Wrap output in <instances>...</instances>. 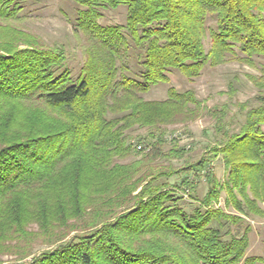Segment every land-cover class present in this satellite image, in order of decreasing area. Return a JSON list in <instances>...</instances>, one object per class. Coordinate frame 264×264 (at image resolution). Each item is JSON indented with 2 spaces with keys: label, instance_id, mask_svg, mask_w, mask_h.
Here are the masks:
<instances>
[{
  "label": "trees",
  "instance_id": "trees-1",
  "mask_svg": "<svg viewBox=\"0 0 264 264\" xmlns=\"http://www.w3.org/2000/svg\"><path fill=\"white\" fill-rule=\"evenodd\" d=\"M76 2L84 61L74 78L64 48L20 28V3L0 0V255L17 264L264 263L245 255L246 232L223 238L224 221L240 218L213 206L223 189L244 215L264 200V0ZM119 6L124 24L99 22ZM228 60L256 66L257 105H240L237 132L217 128L226 180L208 174L209 189L187 210L188 175L208 161L178 167L183 150H166L165 136L205 107L172 86L164 100L142 95L168 84L172 69L192 78ZM225 109L209 112L216 124ZM143 128L147 142L133 144L129 132Z\"/></svg>",
  "mask_w": 264,
  "mask_h": 264
},
{
  "label": "rangeland",
  "instance_id": "rangeland-1",
  "mask_svg": "<svg viewBox=\"0 0 264 264\" xmlns=\"http://www.w3.org/2000/svg\"><path fill=\"white\" fill-rule=\"evenodd\" d=\"M22 6L20 12L21 20L18 26L25 31L38 35L46 45L62 46L65 50L66 64L70 68L74 78L80 72L84 61V55L79 43V38L74 32L75 18L79 5L76 0H17ZM102 17L99 22L103 25L124 24L127 8L119 6L115 9L102 10ZM208 24H213L209 18ZM210 47L209 38L204 40V48L207 51ZM262 60L255 59L256 66ZM131 67L135 68L136 60L132 55L130 58ZM256 66H249L235 60H228L225 63L215 66L206 65L197 76L189 78L182 71L172 69L168 76V84H157L147 93L143 94L146 100H164L167 97V90L170 86L183 92L191 90L196 98L203 103L205 109L200 116L187 123L174 124L167 127L166 150L175 146L183 150L180 159H174L173 163L178 167L186 164H195L199 160L208 161L204 169L193 174L189 173L188 178L192 183V189H187L183 193V202L186 209L197 204V200L202 198L210 187L206 180L208 174L213 173L215 180L223 183L226 180L227 170L223 165L220 155H214V148L220 144L222 137L217 128L231 132H237L240 124L244 120V112L240 110V105L246 103L247 107L257 105L255 96L257 88L249 80V75H258ZM226 106L225 115L221 124H216V118L209 112L215 107ZM208 110V111H207ZM216 127V128H215ZM264 131V125L262 126ZM147 129H133L130 131L131 141L135 144L139 138H143L139 143L143 146L147 142ZM128 159L126 161H129ZM184 175L173 176L169 179L171 183H179ZM182 194V193H181ZM249 196L252 194L249 192ZM239 197V195H237ZM227 191L221 190L219 200L213 205L222 209L231 216H238L240 219L224 221V228L221 233L224 239H228L230 234L247 233L248 247L246 256H258L264 259V200L256 201L258 211H250L245 215L239 212L232 205L226 204ZM215 226H218L215 223ZM36 230L37 226H31ZM75 232H71L65 239L71 237ZM230 233V234H229ZM54 246L34 247V253H39ZM31 257L20 261L24 263ZM0 264H17L13 255H0ZM258 264H264L260 262Z\"/></svg>",
  "mask_w": 264,
  "mask_h": 264
},
{
  "label": "built area",
  "instance_id": "built-area-1",
  "mask_svg": "<svg viewBox=\"0 0 264 264\" xmlns=\"http://www.w3.org/2000/svg\"><path fill=\"white\" fill-rule=\"evenodd\" d=\"M137 148H138V149H140V148H141V145H140V146H138Z\"/></svg>",
  "mask_w": 264,
  "mask_h": 264
}]
</instances>
